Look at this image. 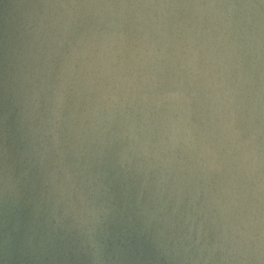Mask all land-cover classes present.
Masks as SVG:
<instances>
[{"label": "water", "instance_id": "obj_1", "mask_svg": "<svg viewBox=\"0 0 264 264\" xmlns=\"http://www.w3.org/2000/svg\"><path fill=\"white\" fill-rule=\"evenodd\" d=\"M0 264H264V0H0Z\"/></svg>", "mask_w": 264, "mask_h": 264}]
</instances>
